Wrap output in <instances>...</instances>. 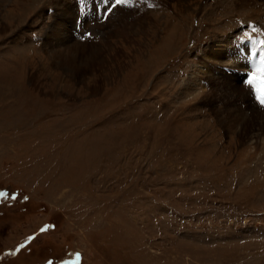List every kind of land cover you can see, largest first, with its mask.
<instances>
[{"label": "rangeland", "instance_id": "1", "mask_svg": "<svg viewBox=\"0 0 264 264\" xmlns=\"http://www.w3.org/2000/svg\"><path fill=\"white\" fill-rule=\"evenodd\" d=\"M242 1L110 0L59 31L64 1L0 0V264H264V140L203 74L259 104L216 54L264 43Z\"/></svg>", "mask_w": 264, "mask_h": 264}, {"label": "bare ground", "instance_id": "2", "mask_svg": "<svg viewBox=\"0 0 264 264\" xmlns=\"http://www.w3.org/2000/svg\"><path fill=\"white\" fill-rule=\"evenodd\" d=\"M26 1H28V0H26ZM62 1L65 2L63 4V7H61V4L63 2H60L59 4L57 3L58 4V10H59L57 17H60V20L58 22H55V27H54V28H57L59 31H60V29L58 28L59 26L60 27L61 26L62 27L68 26L69 22H71L75 26L76 25L75 21L77 20V16L82 17L81 15L84 14L83 11L81 12V10H83L82 8H84V10H86V11L87 10H94L92 13L93 15L98 14V8L101 10L100 12H102V10H104L106 8V6L102 2V0H62ZM172 1H174V0H172ZM175 1L182 4V3L188 2L189 0H175ZM246 1L247 0H243L242 2H246ZM81 3H83V4H81ZM113 3H114V0H113ZM122 5L123 4L119 5V8L122 7ZM91 18H92V15L87 16L88 24L98 23L99 19L94 20ZM85 19H86V17H85ZM75 28H76V26H75ZM250 38L251 39H249L246 44H243V42L242 43L240 42L242 45L240 47L237 46V48H235L236 50H235L234 54L237 55L238 58L235 57V59L231 60L232 57H234L233 53H231L232 55H230V53L227 52V53H229V56H228V54L225 52L224 47H226L228 39L219 41L218 45L216 46V54H218V52H219L220 55L228 58L230 60L231 64H233L234 61L237 59V62L235 61L236 67L244 66L248 70L249 69L257 70L259 67H261L262 59H264V43L261 42L259 39H256L253 36H251ZM235 40H238V37H235ZM60 41H61V43H64L63 37H60V40L58 42H60ZM228 42H230V41H228ZM64 46H66V49H67V51H66L67 54H65V55H67V57L75 58V57L80 56V52H82L80 49V48H82V46L75 45L74 43H72L70 45H64ZM252 49H253V52H251ZM247 50H248V52H247ZM228 51H231V50H228ZM245 61H247V65L243 64ZM207 67H210V66L204 65L203 74L205 73V75L209 78L210 83L214 84L215 95L219 96V97L221 95L224 96L225 94L228 96L232 95V97H230V98L232 99V101L234 102V105H235L234 111L230 112L228 110V112H229L228 117L227 118L222 117V118H220V121H222L223 123L225 122L227 128L233 127L234 125L235 126L239 125V123L242 122V124H243L242 128H244L243 133L247 134V135L250 134L247 136L250 138V141L254 140V139L257 141L258 140H264V106L257 104L255 102V100L251 98V94L249 93L251 91L250 90L248 91V89L246 88V85L242 82V79H240L241 76L240 75L238 76L237 74L233 73L232 74L233 77H231L233 84L227 85V84H224L221 82L227 83V81H228L227 79L230 78L229 75H225V76H223V78H217L219 76L216 77V75L215 76L213 75L214 77L213 76L209 77V72L205 71V68H207ZM214 93H212V94H214ZM215 95H213V96L215 97ZM243 95L245 96L246 100L248 101V103L245 105V107L243 106L244 108L241 105V104H243L241 101V99L243 98ZM226 101L230 102L229 99Z\"/></svg>", "mask_w": 264, "mask_h": 264}, {"label": "snow or ice", "instance_id": "3", "mask_svg": "<svg viewBox=\"0 0 264 264\" xmlns=\"http://www.w3.org/2000/svg\"><path fill=\"white\" fill-rule=\"evenodd\" d=\"M105 5H108L110 0H102ZM128 0H115V4L107 9L108 12L112 11L116 5H121L127 3ZM246 84L250 85L255 91V98L259 102L261 106H264V59H262L261 67H259L256 71L250 73ZM0 196H7V193H0ZM47 228H42L41 231H46ZM34 239V237H30L29 240ZM24 247V245H21Z\"/></svg>", "mask_w": 264, "mask_h": 264}]
</instances>
